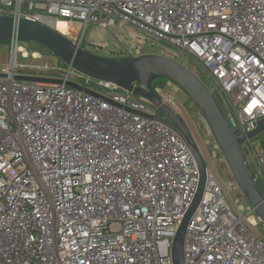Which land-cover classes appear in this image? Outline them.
<instances>
[{"label":"built area","instance_id":"obj_1","mask_svg":"<svg viewBox=\"0 0 264 264\" xmlns=\"http://www.w3.org/2000/svg\"><path fill=\"white\" fill-rule=\"evenodd\" d=\"M1 2L14 7L8 14L18 11L46 26L77 24L73 41L80 46L86 26L95 22L118 42L132 26L189 52L216 80L219 89L212 93L223 112L231 107L224 113L246 137L241 147L256 159L252 170L264 184V129L247 137L264 118V0ZM4 44L0 264H173L172 240L199 182L187 145L154 119L159 112L145 99L65 63H23L29 56L36 60L38 51L27 42ZM152 89L184 120L206 164L201 200L185 231L183 264H264L263 223L250 205L240 213L241 204L229 203V193L243 197L232 176L224 185L213 168L216 141L197 134L204 118L160 86Z\"/></svg>","mask_w":264,"mask_h":264},{"label":"water","instance_id":"obj_2","mask_svg":"<svg viewBox=\"0 0 264 264\" xmlns=\"http://www.w3.org/2000/svg\"><path fill=\"white\" fill-rule=\"evenodd\" d=\"M33 43L35 47L49 51L63 63L94 79L111 82L123 91L145 99L157 108L155 120L172 129L189 148L198 168L199 182L194 199L186 210L174 235L171 246L173 264H183V244L187 225L198 206L205 183L206 164L188 130L184 120L152 89V82L164 79L178 86L192 101L204 118L232 178L235 180L244 200L264 224V190L249 164L241 144L246 137L238 136L223 112L217 97L192 71L172 58L158 54L128 55L121 58L94 54L78 42H74L53 26H46L31 19L13 14H0V44L6 42ZM19 80L59 82L57 79L16 75ZM68 85L78 87L75 83ZM88 93L98 95L88 89ZM264 129V118L256 130L247 135L252 138Z\"/></svg>","mask_w":264,"mask_h":264},{"label":"rangeland","instance_id":"obj_3","mask_svg":"<svg viewBox=\"0 0 264 264\" xmlns=\"http://www.w3.org/2000/svg\"><path fill=\"white\" fill-rule=\"evenodd\" d=\"M13 9L14 7L12 5H6L2 3L0 0V14L11 13ZM25 12H36L42 16H49L41 9H34L33 11L22 9V13H25ZM73 25L76 26V24L74 23ZM65 32H62V33H64V35H66L68 38L72 40L77 37V34L75 38H73L75 34H73L72 32L70 33H65ZM30 44L31 46L29 47V49L30 50L34 49L35 51H38V57L36 60H33L29 56L27 59L22 60L23 63L27 62L29 64L30 62H35L36 64H41V63L47 62V63L60 65L61 68L66 67V65L63 62H61V60L54 57L49 51L42 49V48L35 47L33 43H30ZM80 44L83 48H85L86 50L94 54L104 56V57H111V58L125 57L127 55V51H129L133 55H138V54L163 55V56L174 59L175 61L182 64L190 71H192L194 74H196L211 92L217 93V89H219V86L217 85L216 80L213 77L208 76L207 70L203 67V64L201 63V61H199L189 52L185 51L184 49L179 48L178 46L168 41L156 39L155 37L145 32H141L137 28L132 27V26H128L126 28V33L123 32L122 36L119 37V42H118L113 38V36L110 34L109 31L102 30L97 25V23L91 22L86 26ZM7 48L8 46L6 44H0V61L6 60L7 58L6 49ZM166 82L167 81L164 79L154 80L152 82V88L155 86H160L163 89L164 93L174 95L177 103L180 104L182 108L186 111L195 107V105L188 98V96L178 86H176L174 83L167 84ZM162 96L163 98L165 97V95L163 94ZM224 112L226 114L228 112H232L231 107L229 109H226L224 107ZM201 124L203 128L200 129L198 127L197 134L198 135L201 134L205 142L209 143V140H210L209 137L211 136V133L203 119H201ZM212 146H213L212 156L214 158V162H212L213 168L217 176L219 177L220 182L226 185L230 181L228 179L231 177V173L229 171V168L225 164V161L223 160L222 156L218 157L216 155V153L218 152V147L216 143H212ZM202 150L203 152H206L205 147H203ZM246 156L252 166V169L254 171H257L258 168H257L256 159L253 157L252 154L250 156L246 153ZM262 187L264 188V184H262ZM229 196H230L229 203L231 205L232 204L235 205L236 203L241 204L242 209L240 213H244L246 211V208L249 205L247 201L244 199L239 201L237 198L232 197L230 193H229ZM258 230L264 236V224L259 225Z\"/></svg>","mask_w":264,"mask_h":264},{"label":"bare ground","instance_id":"obj_4","mask_svg":"<svg viewBox=\"0 0 264 264\" xmlns=\"http://www.w3.org/2000/svg\"><path fill=\"white\" fill-rule=\"evenodd\" d=\"M54 28L56 30H58L59 32H61V33L65 32V31H66L65 33L72 32L73 34H75L73 36V38H75L76 34H78V25L76 24V26H74L73 23H70V22H65V21L58 20L54 24ZM62 34H64V33H62Z\"/></svg>","mask_w":264,"mask_h":264}]
</instances>
